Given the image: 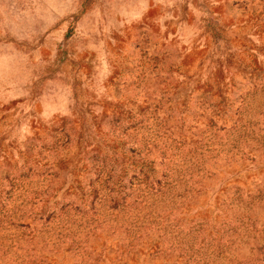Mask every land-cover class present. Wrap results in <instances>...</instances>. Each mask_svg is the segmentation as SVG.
<instances>
[{
	"label": "rangeland",
	"instance_id": "1",
	"mask_svg": "<svg viewBox=\"0 0 264 264\" xmlns=\"http://www.w3.org/2000/svg\"><path fill=\"white\" fill-rule=\"evenodd\" d=\"M0 264H264V0H0Z\"/></svg>",
	"mask_w": 264,
	"mask_h": 264
}]
</instances>
